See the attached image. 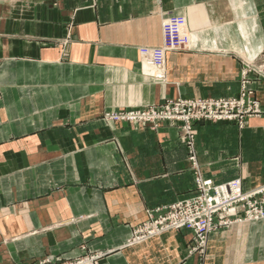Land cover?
<instances>
[{"label":"crops","instance_id":"1","mask_svg":"<svg viewBox=\"0 0 264 264\" xmlns=\"http://www.w3.org/2000/svg\"><path fill=\"white\" fill-rule=\"evenodd\" d=\"M170 16L191 51H163ZM260 54L264 0H0V264L75 258L82 244L104 252L99 264H264V221L214 232L204 256L188 231L127 246L147 210L187 197L193 178L176 129L103 119L237 96L240 58ZM252 87L264 105V79ZM196 129L205 178L264 184V116Z\"/></svg>","mask_w":264,"mask_h":264},{"label":"rangeland","instance_id":"2","mask_svg":"<svg viewBox=\"0 0 264 264\" xmlns=\"http://www.w3.org/2000/svg\"><path fill=\"white\" fill-rule=\"evenodd\" d=\"M171 20L183 25L186 34L184 46L178 50H165L163 26ZM162 32L164 52L192 50L188 29L182 17L170 16L164 19ZM262 55L253 59L240 58L242 71L237 96L200 99L180 97L166 100L162 104L111 110L104 114V122L115 127L128 125L151 131H158L164 126L176 129L179 141L187 150V161L193 178L187 197L147 210V219L132 226L127 246H137L169 232L188 231L193 236L191 252L204 256L209 236L214 232L227 230L236 224L264 221V184L246 189L242 178L218 184L204 177L196 129L199 124L235 125L244 129L250 118L264 116V105L258 97L257 89L252 87V83L264 79ZM154 81L164 83L165 74L155 75ZM80 249L81 254L75 258L47 254L27 260H38L33 264H40L44 260H59L70 264L78 260H103L105 257L104 252H88L85 244Z\"/></svg>","mask_w":264,"mask_h":264},{"label":"built area","instance_id":"3","mask_svg":"<svg viewBox=\"0 0 264 264\" xmlns=\"http://www.w3.org/2000/svg\"><path fill=\"white\" fill-rule=\"evenodd\" d=\"M165 38V50H178L184 46L185 31L183 25L176 23L173 20L166 21L163 26ZM100 260H78L70 264H99ZM40 264H67L61 263L59 260H44Z\"/></svg>","mask_w":264,"mask_h":264}]
</instances>
